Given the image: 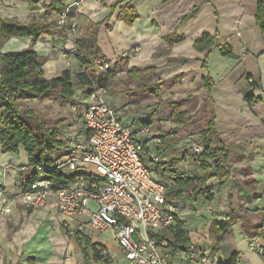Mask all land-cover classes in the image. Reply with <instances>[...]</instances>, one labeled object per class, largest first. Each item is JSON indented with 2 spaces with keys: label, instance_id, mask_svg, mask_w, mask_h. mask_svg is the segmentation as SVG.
Wrapping results in <instances>:
<instances>
[{
  "label": "crops",
  "instance_id": "1",
  "mask_svg": "<svg viewBox=\"0 0 264 264\" xmlns=\"http://www.w3.org/2000/svg\"><path fill=\"white\" fill-rule=\"evenodd\" d=\"M57 1L65 9H73L80 14L81 18L74 20V23H81L82 19L101 23L97 44L104 55V61L112 67H120L117 74H125L132 67L146 69L148 74L143 82L148 86L155 82H164L165 90L161 86L163 97L174 100L185 99L189 95L184 104L185 108L189 103L199 107L203 98L209 95L212 119L219 138L226 147L229 143L240 146L231 154L235 163L233 162L232 167L229 164L231 168H227L228 176H214L208 180L223 182L220 183V189L224 188L229 197L231 196L230 199H224L227 202L222 211L217 208L216 213L210 212L206 218H196L198 213L195 216L192 214L198 212L199 202L197 205L194 201L188 202L192 208L190 213L188 209H184L185 204L180 203L181 206L177 207L178 219L184 221L189 231V243L181 255H175L171 251V264H221L233 253L239 258L240 264H264V256L249 247L253 238L258 245L264 246V223L261 222V214L258 212V218L251 222L249 218L246 223L249 230H256L254 236H249L243 226L245 219L234 218L235 213L232 215L227 210L229 208L235 211L238 207L242 210L264 209V196L258 195L259 199L252 202L248 200L249 195L253 196L252 187L255 188V193H264V148L256 151L249 149L245 153L244 146L264 143V33L255 22L257 0H82L79 5L74 4L75 0ZM31 3L34 4L32 8ZM50 3L51 0H0V19H14L25 23L32 20L56 23L59 14L49 10ZM126 4L137 14L133 23H127L118 17L120 9ZM194 10L192 16L185 18V15ZM62 28L65 37L44 34L33 41L31 36H12L5 41L1 52H17L32 47L47 58L43 65L46 77L58 76L66 69L74 70L78 67L74 34L64 26H57L56 30L60 31ZM203 32L215 34L219 46L223 43L229 45L234 57L221 54L219 46L211 50H196L193 43ZM172 33L174 36H181L182 40L170 43L163 38ZM205 59L206 66L203 65ZM206 76H210L213 81L209 92L203 84ZM251 82L256 85L252 87ZM248 92H253L258 97L250 104L244 99ZM77 93L80 94L81 90ZM114 94L108 95V101L114 107L124 105V97ZM156 140L158 138L152 141ZM227 150L228 160L230 151L228 148ZM174 151L164 154L162 161L170 162L188 176H192L194 172L200 173L186 151ZM15 160H22L18 163L25 164V153L19 150V154L14 155L2 153L0 150L2 163H16ZM11 163L9 164L13 165ZM235 170L237 175L240 170L241 178L236 176ZM16 180L19 181L18 169L3 172L0 167V190L3 191L0 198L3 201L14 190L19 191V187L15 188L14 185ZM3 186L8 189L11 186L9 195ZM181 201L177 200L178 203ZM6 214L8 213L1 215ZM16 216L23 221L11 237L8 235L7 223L0 221V264L3 261L24 262L28 256H34L38 264H63L65 252L74 251L71 238L61 231L58 219L61 221L63 218L57 213L53 202L38 211L20 210ZM224 216L231 217L221 222H229L224 232L220 230V226H214L210 232L213 222L221 221ZM44 217L47 219L42 223ZM67 223L78 226V222L74 220ZM93 231L80 233L104 245L107 249L105 252L122 264L123 255L116 242L111 244L113 252L119 253L122 259L110 252L100 234ZM86 253L92 258L91 247L86 248ZM78 256L73 257L74 264H81L80 260H76ZM71 263L70 261L68 264Z\"/></svg>",
  "mask_w": 264,
  "mask_h": 264
},
{
  "label": "trees",
  "instance_id": "2",
  "mask_svg": "<svg viewBox=\"0 0 264 264\" xmlns=\"http://www.w3.org/2000/svg\"><path fill=\"white\" fill-rule=\"evenodd\" d=\"M30 7L32 8V5ZM49 10L60 14L65 11V7L57 0H51ZM194 12L195 10L185 15V18L192 16ZM79 16L80 14L75 10L69 9L66 14V22L61 25L57 21L53 23L32 20L25 23L14 19H0V49L3 43L12 36H31L33 41H36L37 38L44 34H58L65 37L63 28L57 31V26H64L65 29L66 27L69 29V23L77 20ZM118 17L127 23H133L137 18V14L132 7L126 4L120 9ZM255 22L260 31L264 33V0H257ZM100 26L101 23L91 20H87L86 23H77V32L73 40L77 51L75 59L78 67L74 70L66 69L54 77H46L44 75L43 65L47 58L38 54L32 47H27L17 52L5 53L0 50V150L2 153L14 155H18L19 150L25 153L26 162L18 167L21 190L26 189L32 182L40 178L50 180L53 183V188L57 189L72 182L77 175L83 173L82 170L70 173L65 171L64 168H59L60 161L69 153V145L64 136L65 127L54 124L45 125L32 108L22 106L21 103L36 99H52L61 104H73L77 102L75 94L78 90H81L80 99H82L96 87H108L111 77L120 70V67L114 66L111 68V65L104 61V55L97 44V33ZM80 30L83 33L78 35ZM174 33L165 35L163 38L170 43L182 40L181 36H174ZM218 46L216 35H211L207 32H203L193 43V47L198 51L211 50ZM219 50L224 56L234 57L232 49L227 44H221ZM96 60H101L110 65L104 75L96 74ZM203 65L206 66V59ZM147 72L146 69L139 70L136 67H132L127 71L126 80L128 83L135 81V92L149 91L148 89L156 83L148 86L143 82ZM203 84L209 92L213 86L211 77L206 76ZM250 85L252 87L255 86L254 82H251ZM156 90H159V87H156ZM207 98L210 100L209 95ZM257 98L253 95V92H248L244 95V99L248 104ZM183 105V101H171L170 121L179 125L189 120L188 111L182 109ZM199 138L197 142L203 148L201 153L192 154V151L189 150L191 148H187L191 151L190 161L196 164L200 171V173L194 172L192 176L179 171L168 161H158V157L155 161L151 160L148 156V151H151L147 148V142L143 143V161L150 170L158 175L160 182L165 187L166 197L176 201H195L199 196H203L211 200L214 191L211 189L212 183L206 184L207 180L214 176L220 178L228 176L229 170L226 167V160L229 153L226 145L218 136L212 118L200 130ZM179 142L180 139L176 138L165 145L170 148ZM164 143L165 139L162 140L160 137L158 140L153 141L155 145L153 153L155 155L160 149L159 145ZM251 180L255 182L254 179ZM254 190L255 188L252 187V194L257 199H259V196H264L263 194L258 196ZM257 211L261 214V222L264 223V209L253 210L255 213ZM236 218H240V216ZM248 219L249 217L245 214V223L243 222L245 232L249 236H254L256 230H249L246 224ZM225 221L223 219V222ZM227 223L229 222L220 223L223 225L220 227L222 232L226 229ZM214 226L211 227L210 232H212ZM77 233H79L77 236L80 239L83 237L82 253L86 254V248L91 247L93 260L101 259L103 255H100L97 245L92 243L89 238L84 239L85 235L79 231ZM157 238L165 239L171 251L184 249L189 243V231L185 227L184 221L177 217L174 229L162 230ZM262 247L264 248V246ZM261 255L264 256V254ZM236 257L237 255L233 253L222 263L233 264ZM1 264H38V262L34 256H28L24 262L18 260L15 263H6L3 261Z\"/></svg>",
  "mask_w": 264,
  "mask_h": 264
},
{
  "label": "built area",
  "instance_id": "3",
  "mask_svg": "<svg viewBox=\"0 0 264 264\" xmlns=\"http://www.w3.org/2000/svg\"><path fill=\"white\" fill-rule=\"evenodd\" d=\"M66 14L67 9L59 14V25L66 22ZM69 30L75 35L77 24L72 22ZM95 65L98 75L109 69V64L101 60ZM108 94L109 87H96L71 105L74 118L64 131L69 153L59 168L83 173L57 189L50 180L40 178L19 190V201L38 209L52 199L64 224L77 221L84 232L110 230L125 264H171V254L181 255L184 250L171 253L167 241L157 237L164 229H174L177 201L166 197L158 175L143 161L148 128L131 129L123 124ZM190 144L192 154L202 152L199 142ZM148 156L157 160L152 152L148 151ZM0 212L8 213L10 208L1 206ZM255 243L249 242V247L264 254L262 245ZM239 262L236 257L233 264Z\"/></svg>",
  "mask_w": 264,
  "mask_h": 264
},
{
  "label": "rangeland",
  "instance_id": "4",
  "mask_svg": "<svg viewBox=\"0 0 264 264\" xmlns=\"http://www.w3.org/2000/svg\"><path fill=\"white\" fill-rule=\"evenodd\" d=\"M82 1L80 0L81 4ZM32 7L34 6V4H32ZM81 17H78V19H80ZM58 20V19H57ZM83 21H81L82 23H86L87 20L82 19ZM74 21V20H73ZM73 21H71L69 24H71ZM81 33H83L82 30H80L78 32V35H80ZM74 37V36H73ZM5 43V42H4ZM3 43V44H4ZM3 46V45H2ZM2 48V47H1ZM1 50V49H0ZM60 55L63 57V53L60 52ZM110 66V65H109ZM111 68H113L112 66H110ZM148 74V73H147ZM127 79V73L125 74H117L115 73L110 80L109 83V94L108 95H113L115 94H120L122 97H124L123 99L125 100L124 105H122L121 107H116L117 111L119 112V116L121 118V121L123 124L128 125L131 129H140L141 127H147L148 130L145 132V139H147L148 141H146L147 143V148L153 153V150L155 148V145L153 144V139L155 138H161L162 140L165 139V143L164 144H160L159 147L160 149L157 151L156 155L158 157V161L163 160V156L166 153H170L169 151L171 150L172 152H184L186 151V154L188 155V157H190L191 154V149H187V148H191V141H199V133L200 130L203 129L205 127V125L208 123V121L210 120V118H212V110H211V104L209 99L207 98V96H205L203 98V101L201 102V105L195 106L191 103H189L188 107L185 108L184 105L182 106V109H186L188 111V115H189V120L186 121V123L184 124H175L172 121H170L169 119V114L170 111L172 109L171 106V101H173L171 98H167V97H163L162 96V87L165 90L166 85L164 84V82H156L155 84H153L154 86H151L150 89L144 90L142 92H135L134 88H135V81H131L128 83ZM152 85V84H151ZM163 85V86H162ZM254 85H256L254 83ZM162 86V87H161ZM156 87H159V90H156ZM158 91H160L159 93H157ZM114 94V96H115ZM77 97V101L80 100L81 96L79 93H77L76 95ZM189 95L184 99H174L175 101H183L184 104L186 103L187 99H188ZM22 106H26V107H30L32 108V110L34 111V113L37 115V117L42 120L45 125L50 126V125H60V126H64L65 128L67 127L68 124H71V122L73 121L74 118V113L71 110V105L69 103L66 104H61L57 101H54L52 99H45V100H29V101H25L21 103ZM198 107V108H197ZM179 138L180 142L182 143L181 146L176 147L177 145H175L174 147H166L165 144H167L168 142ZM188 141V142H187ZM242 145V144H241ZM245 146V153L248 152L249 149H251L252 151H256L259 150L260 148H264V143L262 142L261 144H258L257 146L259 147L258 149L255 148L257 146H250L248 144H244ZM243 146V147H244ZM230 151V157L228 160H226V167L227 168H231L233 165V162L235 163V161L232 159L231 154H234V152H236L240 146L239 145H234V144H228L227 147ZM187 149V150H185ZM172 152L170 155H172ZM249 159V158H248ZM250 160V159H249ZM16 163L14 161H9L7 163L5 162H1L0 161V167L2 168L3 172L4 171H8L9 169H18V167H20L22 164L18 163L21 162L22 160H15ZM12 162L10 165L9 163ZM14 162V163H13ZM231 167H230V165ZM89 169H91L92 167L88 166ZM16 171V170H15ZM239 175H237L236 170H235V174L237 177L241 178L240 176L242 175L240 170H238ZM234 179V177H233ZM246 179V178H245ZM209 180V179H208ZM206 182V184H210L211 185V189H213L214 193H213V198L211 200H208L206 197L203 196H199V201H194L196 202V205L198 203V212H194L192 215L195 216V213L198 215L197 217L200 218H206L208 217L211 213H216V209H221V211L224 209V207L226 206V200L230 197L228 195V193L226 192V190L224 188L220 189V186H222L223 182H217L215 180H210ZM247 181V179H246ZM15 188L19 187L20 190V186H19V181L16 180L15 181ZM226 187H228V185H226ZM3 188H5L8 193H11L9 191H11V186L9 187V189L7 188V186H3ZM1 189V188H0ZM1 193H3V191L0 190ZM19 191L15 192L13 194H8L9 198H7L5 201L2 200V198L0 199V207L4 206V207H9L10 208V212H8V214L6 215H1L2 212H0V221L2 222H6L7 223V228H8V235L11 237V235L13 234V232L18 228V226L21 224V221H23L22 219L19 220L18 218H16L17 213L20 210L25 209L26 211H38L40 210V208L38 209H32L29 207H26L24 205H22V203L19 201ZM210 193V192H207ZM230 194H234L233 192H230ZM241 194V193H239ZM1 195V194H0ZM257 195H261L260 192ZM264 195V193H263ZM198 199V198H197ZM226 199V200H224ZM250 202L257 200L256 197L254 196H250L249 195V199ZM231 201V200H230ZM52 199H48L46 204H51ZM187 202V203H186ZM189 200H182L181 202H177V207L181 206L180 203L185 204L184 205V209L189 212V210H191V206H189L188 204ZM193 201H191L192 203ZM224 203V206H223ZM221 204V205H219ZM11 205V206H10ZM92 206H94L91 203ZM222 207V208H221ZM239 209H236L235 211L233 209H227L228 212H230L232 215L233 213H235L233 215L234 218L236 217H243L245 219V214L247 215V217L250 218V221L248 219L249 222H251L252 220H254L255 218H258V211L255 213L253 212V210L255 209H245L242 210L240 209V207H238ZM254 208V207H252ZM250 211V212H247ZM219 214L220 211H217ZM253 212V213H251ZM58 213V212H57ZM249 213V214H248ZM213 215V214H212ZM236 216V217H235ZM229 217H225L224 216V221L229 219ZM47 218L44 217L42 219V223L45 222ZM63 220V219H62ZM62 220L60 221L58 219L59 222V226L61 228V231L63 233H66L68 235L69 238H71L72 242L74 243V248L72 250L74 251H69L67 250L64 254V260H63V264H68L70 261L72 262L71 264H74V258L78 256V258L76 260H80L81 264H120V261L118 259H112L111 256H109V254L107 252H105V247L104 245H102L101 243L97 242L94 239H90L91 241H93L97 247L98 250L100 252V255H103L101 259L99 260H91L92 258L90 257V255L88 253L83 254L82 253V249H83V237L82 239H80L77 235H79V233H77L78 231L80 232V230L75 226V224H73L72 226H70V224H64V222H62ZM223 222L222 221H217V222H213V225H215L216 227H222L223 225H221L220 223ZM218 225V226H217ZM53 227V224L51 225ZM211 229V227H210ZM210 231V230H209ZM93 232L99 233L100 234V238H102V240L104 241V243L108 246V249L110 252H113L112 246L111 244L114 243V240L112 238V233L110 230H105L103 232H99L94 230ZM88 238V237H84ZM254 241V238L250 240V242ZM107 250V249H106ZM112 250V251H111ZM120 251V250H119ZM78 253V254H77ZM113 254H117L118 257L120 258L121 256L119 255V253H115L113 252ZM74 257V258H73ZM122 259V257H121ZM124 259V258H123ZM69 260V261H68ZM125 264V259L123 260V263Z\"/></svg>",
  "mask_w": 264,
  "mask_h": 264
}]
</instances>
